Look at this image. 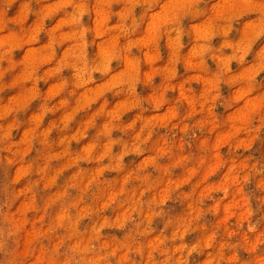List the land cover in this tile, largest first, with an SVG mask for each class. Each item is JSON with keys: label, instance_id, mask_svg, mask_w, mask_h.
Wrapping results in <instances>:
<instances>
[{"label": "rangeland", "instance_id": "1", "mask_svg": "<svg viewBox=\"0 0 264 264\" xmlns=\"http://www.w3.org/2000/svg\"><path fill=\"white\" fill-rule=\"evenodd\" d=\"M0 264H264V0H0Z\"/></svg>", "mask_w": 264, "mask_h": 264}]
</instances>
